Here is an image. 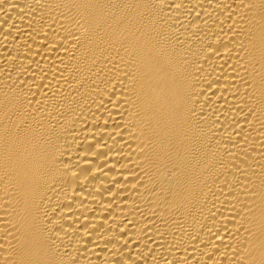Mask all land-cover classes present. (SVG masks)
<instances>
[{
  "label": "bare ground",
  "instance_id": "obj_1",
  "mask_svg": "<svg viewBox=\"0 0 264 264\" xmlns=\"http://www.w3.org/2000/svg\"><path fill=\"white\" fill-rule=\"evenodd\" d=\"M0 264H264V0H0Z\"/></svg>",
  "mask_w": 264,
  "mask_h": 264
}]
</instances>
